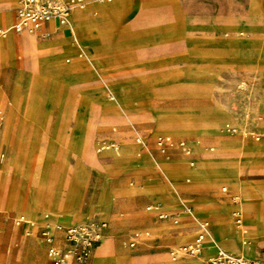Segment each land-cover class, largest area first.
I'll list each match as a JSON object with an SVG mask.
<instances>
[{
    "label": "rangeland",
    "instance_id": "obj_1",
    "mask_svg": "<svg viewBox=\"0 0 264 264\" xmlns=\"http://www.w3.org/2000/svg\"><path fill=\"white\" fill-rule=\"evenodd\" d=\"M74 12L64 26L73 28ZM0 29H4L1 47L12 26ZM104 29H109V34L86 38L79 28H73L74 45L84 48L100 37L97 44H106L104 49L116 42L115 50L99 51L100 47L86 46L78 49L83 56L75 50L59 52L66 66L85 64L78 69L84 73L82 78L36 85L29 113L46 110L41 116L42 124L36 123L33 128L37 132L29 149L17 150L14 143L10 147L2 142L1 131L8 117L5 108L0 107L5 114L0 125V264H41L39 252L48 258L40 232L27 234L26 229L15 223L17 216L32 221L27 213L9 205L19 191L36 194L58 190L64 197L70 185L80 187V211L87 217L85 222L105 223V239L93 248L90 259L96 250L109 247L113 255L124 257L114 264L170 261L167 246H180L201 230L202 220L192 211L196 201L211 199L235 205L238 203L234 198L240 202V196L247 194L243 191L241 195L237 186L217 179L194 184L184 169L192 167L193 161L202 156H246L247 142L260 145L264 141V0H167L136 7L132 14L115 25L109 22ZM114 30L120 34L111 40ZM30 36L41 42L53 35L37 31ZM46 42L37 43L30 51H40ZM51 52L43 50L38 54L40 59L31 58L29 62L35 65L32 71L24 65L32 54L25 48L14 50L25 69L24 79L21 74L12 83L15 86L21 81L20 95L36 75L42 74L41 65ZM0 60L15 63L7 61L1 52ZM8 71V66L0 63V88L8 92L6 107L13 109L17 92L13 88L12 97L9 94ZM179 125L204 131L171 130ZM18 131L16 126L14 133ZM163 136L174 141L165 145L164 150L158 144ZM138 137L142 138L141 143ZM184 138L189 141L186 144L191 146L192 154L182 150L179 142ZM223 141L237 145L222 149ZM131 145L132 151H125ZM139 153L151 158L153 170L141 173L124 168L130 160L141 157ZM158 162H171L176 169L164 174L157 167ZM181 167L184 169L180 170ZM239 178L245 183L264 184V167L243 165ZM172 183L176 185V196L167 201L162 188ZM223 187L227 190L223 191ZM103 194L112 200L113 210L109 215L93 214L90 206ZM36 200L40 202L41 198L36 195ZM42 208L40 214L46 216L50 208L47 201ZM59 208L64 209L65 205L60 204ZM187 208L195 217L181 224L188 226V233L178 235L179 240L186 239L177 243L172 235L178 223L172 214L176 210L187 214ZM240 208L247 214L245 201ZM235 212L238 208L233 206L231 225L227 226L224 220L213 224L214 230L206 238L208 251L221 247L239 252L242 241L249 239L252 250L248 254L254 256L255 236L247 227L240 229V241L236 239L235 228L239 225ZM160 213L168 216L161 218ZM34 221L39 231L46 225L53 231L60 230L57 234L60 246L66 243L64 227L82 224L53 222L50 218ZM162 223L164 228H158ZM136 231L141 235L140 241L130 246L128 240ZM159 255V260H155ZM256 255L264 256V246L257 247Z\"/></svg>",
    "mask_w": 264,
    "mask_h": 264
},
{
    "label": "crops",
    "instance_id": "obj_2",
    "mask_svg": "<svg viewBox=\"0 0 264 264\" xmlns=\"http://www.w3.org/2000/svg\"><path fill=\"white\" fill-rule=\"evenodd\" d=\"M104 1V0H103ZM167 0H140L138 2H135L133 0H114L113 2H100V4H88L87 7L84 10H78L74 13V24H80V23H89L94 22L96 20L97 16H100L102 18H108L110 25H115L121 18H124L134 12L136 7H148L150 5L158 4V3H164ZM169 1V0H168ZM19 5V0H0V28H3L5 26H13V23L16 20V8ZM74 12V11H73ZM72 12V13H73ZM89 13V14H88ZM108 22V23H109ZM40 32L53 35L51 38L38 42L36 38L30 36L32 33L29 32H16L13 30L9 31L8 33V39H5L2 41L0 52L3 57L7 59V61H13L15 63L9 64L4 63L0 60V63L7 65L9 68L8 71V91H10V96L12 97V91L9 88V85L16 82L18 78L23 74V79L25 77V69L23 68V62L20 63L17 61L14 50L17 48H25L29 51V53L32 54L30 58L25 61L24 65L29 66L32 71L35 68V65L33 63H30V59L33 57H38V54H40L43 50H50L52 51L50 55L45 56V61L41 65L43 68L42 74L39 76V82L38 83H47V82H54L58 79H64L67 81L80 79L84 76V73L79 71V67L84 66L85 64H76L75 66H66L64 60H63V54L59 53L61 50L65 52H74L78 51V49H84L87 47H97L99 48V51H112L115 50L117 47L114 43L108 44V48L105 45L97 44L98 39L100 37L96 38L95 40H92V45L86 44L84 48H79L75 46L74 40H73V28L71 26H64L63 24L60 25L57 21H50L46 23L40 30ZM119 32L114 30V33L110 37L112 38L119 36ZM109 38V37H107ZM1 39V35H0ZM25 39H31L35 43H43L46 42L43 46V48L38 52H31L28 48V44H26ZM97 40V41H96ZM86 42V41H85ZM53 50H56V52H53ZM79 56H83V52L80 50L77 52ZM40 59V58H39ZM39 61V60H38ZM43 61V60H42ZM40 61V62H42ZM39 62V63H40ZM77 69V70H75ZM31 71V72H32ZM31 73H29L30 75ZM27 75V76H29ZM4 89V88H1ZM7 91V90H5ZM8 93V92H7ZM4 107V106H3ZM5 108V107H4ZM7 113L6 108L4 109ZM46 109H40L37 110L34 114H30L29 110L27 109H19L14 111L10 115V119L8 118L6 123L7 125V138L5 140L6 145L13 147L15 149L20 148H26L29 149L30 145L32 144V139H34L36 130H33L34 127H36V123H41V116L44 113ZM0 117L2 118L0 125L2 124L5 114L3 111L0 112ZM8 117V115H7ZM159 125V124H158ZM18 126L19 131L15 134L14 128ZM159 128V126H158ZM157 128V129H158ZM264 128V124H263ZM171 130H182V131H188V132H196L200 133L203 132V129L199 128H189L187 126L179 125ZM40 138L42 137V134L39 132ZM138 141V140H137ZM181 141H185L186 143L189 141H186L184 138ZM50 142L52 143L53 140L50 139ZM139 142V141H138ZM174 142V141H173ZM194 145L196 144L195 140L191 141ZM12 143L13 146H12ZM141 143V142H139ZM220 147L222 149L234 147L237 144L235 142H221ZM240 145V144H239ZM245 145V144H244ZM190 148L191 146L188 145ZM182 148V147H181ZM133 149L132 145L127 147L125 151L131 152ZM211 150H214V147L210 148ZM183 150V149H182ZM184 151V150H183ZM244 152L246 156L243 157H224V156H216V157H208V156H202L197 159L196 162L193 161L192 167L189 168H179L180 170H185V174L188 176H191L193 179L194 184H204L206 182H210L212 180L217 179L218 181L225 182L231 185H235L238 187L240 194L242 195V192H246L247 194L245 196H240L241 201L239 202L234 198V201L238 204L235 205H223L216 203L214 200L206 199V200H198L195 203V209H192L194 213L198 215V220H204L209 222V230L210 232H213L214 230V223H219L222 220L225 221V224L227 226L231 225L233 222L231 219V210L233 206L238 208V212H235V221L237 223V216H240L242 219L241 228L240 224L239 226H236V239L240 241L242 237V231L240 229H243L244 227H247L248 232L253 234L255 237L253 241L256 243L255 246V255L254 258H264L263 255H260L257 257L256 255V249L258 246H264V184L260 182H243L239 178V172L242 166H262L264 167V141L261 142L260 145H254L252 143H246V148L244 149ZM142 153H139L138 155L141 156ZM188 154H192L191 152ZM207 162V163H206ZM207 164V165H206ZM210 164V166H209ZM157 167L166 174V172L170 169H173L174 167L171 162H164V163H157ZM126 170L129 172L131 171H138L141 173H144L148 170H153L155 168V164L152 162L151 158L144 154L139 158H135L130 160V162L124 166ZM190 181L191 179H187ZM176 188V185L172 183L171 185H164L162 188L163 192L165 193V199L167 201H171L175 198L174 189ZM227 187H223V191H226ZM30 191L21 192L19 191L18 195L16 196V200L14 202H9V205H13L16 207L19 211L27 213L32 221L36 219H44V218H50L53 222H64V223H83L86 221V215L81 214L80 211V195H81V188L76 185H70V187L67 190V193L64 197L60 194V191L55 190L52 195L49 194V192H43L40 202L36 200V194L29 193ZM45 201L48 202V205H50V208L48 212L50 213V217H46L43 214H40L41 211H43L42 205H44ZM243 201L246 202L247 205V214L244 213L240 206L243 205ZM64 204L65 208L60 209L59 205ZM113 203L109 196L102 195L101 198L97 201L95 205L90 206L92 213H98L100 216L109 215L111 214L113 210ZM181 212V216L179 217L178 226L176 227V231L173 233L172 238L175 239V242L180 243L183 242L186 238H182L179 240L178 235L181 234H187V225H181L183 222L188 220L189 218H194V214L185 213L183 210H176L175 212ZM173 212V213H175ZM67 213V214H65ZM241 213L244 215L242 216ZM22 215H24L22 213ZM20 216L15 217V223L16 219ZM232 221V222H231ZM34 226H30L27 223L21 224L24 229H26V232L28 230H31L32 232H40L39 227L37 226L36 221ZM17 224V223H16ZM180 224V225H179ZM234 224V223H233ZM18 225V224H17ZM160 229H163V223L159 224L157 226ZM55 233V243L57 244V234L61 233L60 230L53 231ZM30 234V233H27ZM196 236V235H195ZM39 237L41 238L40 234ZM141 235L139 232H134L131 237L129 238V245L135 246L140 241ZM195 238V237H194ZM193 238V239H194ZM105 239V236L103 237L102 243ZM191 239L188 242L193 241ZM249 240V239H248ZM41 242L46 245L47 255L48 258L44 255V253L39 252L38 258L40 259L41 264H54L51 260L49 254H48V244H46L42 238ZM134 242V245H131V243ZM243 242V241H242ZM99 243V244H100ZM184 243V244H185ZM243 244V243H242ZM58 245V244H57ZM252 245V244H251ZM60 246V245H58ZM66 243L64 246L65 247ZM177 247L176 245H168L167 246V254L168 258L170 257L169 250L170 248ZM245 249L244 245L242 246L241 251ZM229 252L234 253H240L236 251H230L228 249H225ZM252 250V248H251ZM208 246L206 245L203 251L204 256H210L208 254ZM217 251H215L213 254H215ZM250 253V252H249ZM96 252L93 254L90 261L87 260L85 264H114L122 261L124 259L123 256H116L113 255V253L110 251V248L108 247L106 250L101 251L99 255ZM242 254V253H240ZM159 257L154 258L155 260H159ZM252 258V257H251ZM51 263L49 262V260ZM166 263V262H165Z\"/></svg>",
    "mask_w": 264,
    "mask_h": 264
},
{
    "label": "built area",
    "instance_id": "obj_3",
    "mask_svg": "<svg viewBox=\"0 0 264 264\" xmlns=\"http://www.w3.org/2000/svg\"><path fill=\"white\" fill-rule=\"evenodd\" d=\"M86 0H19L16 8V20L13 23V30L19 33H35L46 23L57 21L60 25L69 22L72 11L76 7L85 5ZM4 29H0V35ZM2 118L0 117V123ZM137 140L142 142V138ZM170 136H163L158 139V144L165 149V145L172 144ZM186 153L191 148L185 141L179 142ZM186 211L192 213L190 208ZM193 214V213H192ZM167 213H160V217H167ZM174 221L178 222L181 212L172 214ZM18 225L27 223L34 226L35 222L23 217L16 219ZM237 223L242 224V219L237 216ZM104 222H84L78 225L64 227L66 246L61 247L55 243V233L48 225L40 230L42 240L48 244V254L54 264H85L89 259L92 250L103 239ZM60 228V226H58ZM200 231L193 241L170 248V261L164 264H264V258H248L240 253L229 252L225 249L218 250L215 254L204 256L206 238L209 230V222H200ZM27 233H31L28 230ZM134 245V242L131 243Z\"/></svg>",
    "mask_w": 264,
    "mask_h": 264
},
{
    "label": "bare ground",
    "instance_id": "obj_4",
    "mask_svg": "<svg viewBox=\"0 0 264 264\" xmlns=\"http://www.w3.org/2000/svg\"><path fill=\"white\" fill-rule=\"evenodd\" d=\"M87 1H88V4H91V3H93V4H96V3H94V1L95 0H86V3H85V5H83L82 7H76L73 11H78V10H84L86 7H87ZM100 2L101 1H103V0H99ZM105 1V0H104ZM103 1V2H104ZM97 2H98V0H97ZM87 4V5H86ZM86 6V7H85ZM72 11V12H73ZM74 12V13H75ZM89 14V13H88ZM71 17V16H70ZM69 21H70V19H69ZM109 22V20H108V18H102V17H100V16H97L96 17V20L94 21V22H89V23H80V24H77V25H75L74 24V26H73V28L74 29H78L79 28V30L81 31V33L86 37V38H89V37H95V36H101V34H109V29H104V28H106V26H108V23ZM68 23V22H67ZM73 23H74V18H73ZM71 24V23H70ZM67 25H69V24H67ZM13 28V27H12ZM103 29H104V31H103ZM6 39H8V37L6 38ZM25 41H26V44H28V48L31 50V49H35V47H36V44L37 43H35V42H33L31 39H25ZM90 56V55H89ZM92 56H90V62H92L93 60H92V58H91ZM75 66V65H74ZM80 68V67H79ZM75 70H77V69H75ZM34 75H35V73H34ZM38 82H39V76L38 75H36V77H35V80L34 81H32L31 83H30V86L27 88V90H26V92L24 93V94H22V95H20V91H21V88H22V85H21V81L19 80L18 82H17V85H13V84H10L9 85V88L10 89H13V88H15V92H17L16 93V99H17V104H16V107L15 108H13V109H9V108H7L6 107V104H5V99H6V92H5V90L4 89H1L0 88V107H2V106H4L5 108H6V110H7V115H8V118L10 119V115L14 112V111H16V110H19V109H28L29 108V106H30V103L33 101V98H34V96L36 95V93H37V91L35 90V88L37 87L36 85L38 84ZM8 125V124H7ZM7 125L4 127V129L1 131V140H2V142L4 143L5 142V140H6V138H7ZM83 140H85V139H83ZM118 156V155H117ZM207 163V162H206ZM207 165V164H206ZM209 166H210V164H209ZM54 191L55 190H53L52 191V193H49L50 195H52L53 193H54ZM41 191H38V193H36V195L39 197V198H41ZM46 217H50V214L49 213H47L46 214ZM202 221H204V220H202ZM210 234V231L208 232V235ZM207 235V236H208ZM180 237H182V234L181 235H179ZM214 242V241H213ZM243 245H244V247H245V249L243 250V251H240V253H242L244 256H246V257H248V258H251V257H253V256H251V255H249L248 253L251 251V248H252V245H251V243H250V241L248 240V239H244L243 240ZM220 249H223V248H221V247H217V249L215 250V251H218V250H220ZM101 251H103L102 249H99L98 250V252H97V254L96 255H99L100 254V252ZM214 251V252H215ZM214 252H208V254L209 255H213V253ZM47 264V263H46Z\"/></svg>",
    "mask_w": 264,
    "mask_h": 264
}]
</instances>
